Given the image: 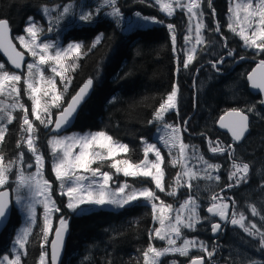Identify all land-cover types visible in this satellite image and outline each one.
Instances as JSON below:
<instances>
[{"label": "snow or ice", "instance_id": "6c2138e0", "mask_svg": "<svg viewBox=\"0 0 264 264\" xmlns=\"http://www.w3.org/2000/svg\"><path fill=\"white\" fill-rule=\"evenodd\" d=\"M141 3H148L152 7L159 5V10L171 18L174 11L179 9L184 11L188 16V34L184 36V47L182 49L177 46L176 25L173 23H166L164 20L155 17L145 16L139 11L135 13L139 20L145 23L165 25L169 31L173 54L177 56L179 65L178 53L182 51L185 58L183 59V68L189 69L193 60L196 59L197 48L195 46L188 47L192 42V21L196 20L195 25V44L205 45L209 42L204 39L202 30L207 27L204 23L205 13L202 9V0H155V4H151L150 0H140ZM209 6L210 0H208ZM85 7H89L85 5ZM105 9H109L105 11ZM104 12L106 17L112 18L117 25L121 23L123 14L118 6V0H99L98 6L95 9V14L92 11H81L78 14V20L87 24L95 23V17L100 12ZM42 12L49 21L47 31L52 32L70 15L75 16L73 12V5L66 4L62 6L49 8L44 6ZM56 13L55 16L52 14ZM228 24L227 27L235 35H238L244 42L245 49H254L253 59L256 57L264 56V0H230L228 8ZM241 13L243 15L241 16ZM213 20L216 18L215 9L211 12ZM239 26V31H237ZM131 27V23L129 24ZM44 29L38 25L33 17L28 18V22L24 28L26 35H19L16 40L20 48L24 52L17 50L16 45L10 38V24L7 19L0 18V52H2L7 61L15 69H22L25 67V54L32 57V62L26 63V73L16 74L6 70V65L0 63V95L5 96L10 103L5 104L0 101V121L6 118L7 123H12L14 117L12 112L17 109H23L25 114L22 118L21 128L26 131L28 137L26 146L28 151L34 158V163H27L28 169L35 167V171L25 174L23 170H18L16 180L14 181L15 187L12 189L5 188L9 184V173L12 171L14 165L25 166L24 152L19 153L18 159L14 161L5 162L3 154H0V224L6 226V221L9 218V213L15 206L18 211H22L25 224L17 232L13 242L11 253L4 254L0 257V264H22L24 255H27L26 244L29 243V238L32 235V226L36 223V207L40 205L43 207V237L40 242V255L37 264H60V257L63 252V247L66 241L67 234L70 228V218L62 214V208L54 199V191L52 183L44 176V158L36 147V138L33 135L36 131L32 121L28 116V110L20 103V88L18 85L23 79L25 86L24 92L29 95L32 100L31 116L40 122L44 128L51 127L50 131L57 133L52 136L48 143L53 156L52 171L55 174L56 181L59 182V194L67 197V203L64 205L73 215L82 216L93 207L115 206L124 208L125 206H132L133 202L143 200L145 203L150 204L153 214V223L158 222L160 227L148 229L149 245L143 251V264H162L161 258L169 254H179L180 256L189 257L190 264H215L214 256L216 255L215 241H213V248L209 250L208 244L198 238H184L182 229L189 231H197V225L202 220L208 217H201L198 209L200 207L197 199L192 195L182 202L178 209H173L170 204H165L163 200L156 195V191L148 187L134 188L127 183H122L119 187L113 189L110 187V182H113V176L108 172H102L100 168H92L91 165L96 163L97 160L103 161L111 158L117 152H128V146L115 141L106 132L87 133L84 135L71 134L59 135V133L67 129L75 119L80 106L86 101L93 86V80L89 78L72 96L71 100L64 106V95L68 92L72 82L71 76H66L65 72L75 71L78 67V61L84 56L88 55L98 44L102 42V35L99 34L94 40L91 47L85 52L82 51V45L79 42H69L66 47L61 46L55 42H41L39 37ZM209 31L221 32L219 22L217 21L215 29ZM221 39L226 38L221 35ZM223 47H228L227 43ZM73 53L75 54L73 56ZM234 52L229 51L227 56H233ZM240 59H245L241 56ZM71 60V63H63V61ZM213 69L219 71L217 65L224 63V56L212 62ZM48 66V69L55 75L60 76V84L63 85V91H59L57 84L53 77H46L42 66ZM179 66L177 67V74ZM249 86L259 93L264 94V58H260L256 67L247 74ZM41 82H44L47 87L42 88ZM7 83V87H5ZM178 92L179 87L177 83H173L172 90L167 94L166 99H162L159 107L153 112V119L149 120V124L156 123L159 128L163 129L164 135L159 137L164 147L169 150L171 154L172 149L179 148V154L172 158L173 166L177 164H184L183 171L178 173L179 186L188 187L191 192L193 188L192 181L197 179H204L209 181L219 182L221 177L213 175V172H219L221 165L219 163H212L205 159L203 155L192 156L187 154V149L190 145L183 142L181 133L187 131L188 120L183 123L185 127L179 124H169L165 120V116L170 111H175L179 114L178 106ZM37 93H42V97L38 98ZM47 97L41 103V99ZM113 96L110 103L116 101ZM260 104L264 105V99H261ZM52 108L58 110V114L53 118ZM254 108L249 107L248 112H253ZM218 126L221 129H227L231 134L233 143L224 145L220 141L213 144L209 141L210 151L213 154L227 155L229 159H233L231 165L234 171H230L228 183L225 187L232 188L240 185L241 182H247L249 172L248 163H237L234 160L235 150L234 144L240 141L249 127V116L243 109L231 108L224 112L219 117ZM6 125L0 126V143L5 139ZM101 140L108 142L107 145L101 143ZM144 143V157L145 159L140 164L133 165L128 160L116 162L109 167L115 168L117 174L123 172L125 177L128 176H142L151 177L155 184V189L160 192H165L163 184L164 171L161 168L163 157L161 149L156 143H148L142 138ZM93 146L98 148H107L105 155L100 151H92ZM16 147H21L20 142H17ZM194 147V146H191ZM79 148V152L74 150ZM149 153L154 154L155 160H149ZM196 159L202 165L197 168L195 166L189 167L186 161L189 159ZM120 163L126 165L121 168L118 166ZM137 169V170H132ZM155 171H152V170ZM83 173H90L84 175ZM186 176L187 180H179L180 177ZM223 191V189H222ZM10 192L15 194L14 203L10 200ZM166 195L175 196V191H167ZM211 204L207 207V212L211 217H219V221L227 224L230 220L231 225L239 226L247 236L259 238V248L264 249V230L258 227L255 222L247 221L243 213L237 214L234 212L229 217V203L233 205L235 201L232 197H221L219 193H213L210 197ZM159 200V204L157 201ZM159 211L160 215L157 216ZM175 212V215H171ZM252 216H257L258 211L255 206L251 207ZM59 214V215H57ZM264 219V217H262ZM215 220H210L211 232L214 237L224 230L222 223ZM52 236L50 241L51 254L45 248L49 243V237ZM157 238L166 242L163 248L153 246V238ZM182 239V243L177 245V241ZM253 247L255 245H252ZM197 249L199 252L204 253L208 258L205 261L204 256H190V250ZM23 253V255H22ZM170 264H177L172 260Z\"/></svg>", "mask_w": 264, "mask_h": 264}, {"label": "trees", "instance_id": "16d2710c", "mask_svg": "<svg viewBox=\"0 0 264 264\" xmlns=\"http://www.w3.org/2000/svg\"><path fill=\"white\" fill-rule=\"evenodd\" d=\"M74 1L76 0H0V18L7 19L13 37L21 34V29L30 16L37 21L42 20L39 13L42 7L63 5ZM150 3L154 4L151 0ZM210 4L211 6L208 0L204 4L207 26L212 20L213 9L216 12V20L219 22L225 13L224 0H210ZM118 6L123 16L139 11L145 16L164 20L165 24H175L177 46L182 49L184 29L182 15L177 14L176 19L175 17L166 19L159 13L157 7L141 3L140 0H118ZM95 20L96 22L90 25L73 26L67 29L61 37L62 43H81V50L86 52L91 47L92 39L96 35L103 34L102 42L78 61L79 67L72 73V82L64 97V103L84 80L91 78L93 86L89 99L79 110L70 131L106 132L115 141L128 146V152L120 158L136 165L143 154L142 138L149 142L155 128V125L149 124L148 121L153 119V112L159 107L161 100L166 99L167 94L171 92L173 83H177L179 87V114L171 112L165 117L176 120L181 127L185 120L189 121L188 130L182 133L184 143L189 141L190 136L187 134L192 132L195 138L203 137L212 142L220 141L225 145L228 143V138L215 130L216 119L231 108L243 109L245 112L249 107H253L261 111L263 119L254 120L249 116L247 136L241 143L234 145V160L237 163L249 164L247 182H241L240 187L226 188L228 175H223L216 183L213 192L220 191L222 195H229L239 205L249 200L262 199L264 196V110L259 106L258 97L247 91L243 75L247 73L252 60H259L264 56L253 59L252 54L240 51L239 47L230 40L234 58L241 62L243 59L240 57H245L242 63L244 67L242 77H240L241 92L239 91L234 101L229 103L224 93L212 89L208 97L202 101L203 98L198 95L195 86L206 84L208 75L204 74L202 78L200 73L194 80L193 75L195 68L203 65L199 60L204 62L210 58L209 54L200 55L201 49L207 44L198 48L196 59L193 60L189 69L185 70L182 67V52L178 53V65L177 56L173 54L170 34L165 25L157 24L135 29L122 35L109 19L98 17ZM0 63H3L1 59ZM199 69L203 71L205 67ZM6 70L11 72L7 66ZM192 81L194 88H192ZM230 85H233V82L227 84V86ZM20 86L24 87L21 83ZM113 96L117 99L110 103ZM57 112H52L53 117ZM16 125V121H13L6 128L5 139L0 143V154H3L4 161H9L18 152L23 151L25 164L31 163L29 152L22 146L19 149L16 147L18 141ZM47 137L48 130H45L42 133V139H36V143L38 140L37 148L44 160L48 159L45 145ZM163 156L161 168L164 171L163 182L166 185L170 182L172 169L166 155ZM221 158L225 159L226 156L221 155ZM93 168L108 171L105 163L96 164ZM43 172L45 178L52 183L55 189L47 165ZM127 180L131 182L129 178ZM143 182L151 187L147 181ZM9 186L10 184L5 185L7 189ZM53 195L62 208V214L70 218V228L60 264H143L142 253L149 245L148 229L150 226L152 228L151 212L147 205L133 204L116 211L97 209L88 211L82 216H75L66 210L63 198L58 196L56 191ZM243 208H246L245 204ZM236 209L240 208L236 207ZM38 212L37 216H39ZM17 220L12 209L8 223L0 234V256L5 254L9 248L13 231L18 225ZM32 228V235L29 243L26 244L27 255H24L22 264H37L38 262L41 251L42 223L37 220V217ZM240 230L238 228L235 233ZM202 236L207 238L205 235ZM153 246L158 247L155 244ZM219 255L215 256V264H227ZM181 260L182 264H185L189 258H181Z\"/></svg>", "mask_w": 264, "mask_h": 264}, {"label": "rangeland", "instance_id": "374dc122", "mask_svg": "<svg viewBox=\"0 0 264 264\" xmlns=\"http://www.w3.org/2000/svg\"><path fill=\"white\" fill-rule=\"evenodd\" d=\"M151 1L155 4V0H151ZM205 1L206 0H202L203 11H204ZM165 2H166V0H165ZM224 2H225V13L222 16V20L220 22L218 21L220 28H221V32L216 33L215 31H211V32L209 31V29H213V30L215 29L216 23H217L216 18H215V20H213V18H212L209 26H207L205 29L202 30L204 39H206L209 43L201 49L200 55L209 54L208 56L211 59L208 58L204 62H202V60H199L200 63L203 65H207V64L210 65V61L215 62L220 58L221 55L224 56V63L218 65L219 71L217 72V75L212 70V67H210V66L199 67V68L205 67V69L203 71H200L199 68H197V69L195 68V70H194L193 80L200 73H201L200 75H202L201 76L202 78H203L204 74L208 75V80H207L206 84L202 83V85L197 84L195 86V88H197L198 95H201L203 98L202 101L205 100L204 98L208 97V95H209V93H211L210 91L212 89H216V90L220 91L221 93H224L223 95L228 99L229 103L234 101V98L238 94L239 91L241 92V90H240V88H241L240 77H242V71L244 68L242 66V63L244 61H241L238 63L237 61H239V59L237 60L236 58H234V56H231V57L227 56V52L233 51V49L231 48L232 44L230 43V40L232 41V43L234 45H237L239 47L240 51H245L248 54H252V55H254V52H255L254 49H245L243 47L244 42L240 39V37L238 35H235L232 31H230L228 29V27H227L228 16H229L228 8H229L230 0H224ZM98 3H99V0H76L74 2H69V3L63 4V5L72 4L73 5V12L76 15L75 16L70 15L69 17H67L52 32L47 31L48 26H49V21H48L47 17L44 16V14L42 12V8H43L42 7L40 9V12H39L42 20H40V21L35 20L38 23V25L44 29L43 33L39 37L40 41L41 42L52 41V42H55L61 46L66 47L69 42L62 43L61 37H62L63 33L67 29H69L73 26L90 25V24H87L85 22H80L78 20V14L81 11H85V12L92 11L95 14V9L98 6ZM85 5H88L89 7H85ZM57 6H62V5H53V6H47V7L52 8V7H57ZM156 7H157L159 13L166 19H171L174 17H175L174 19H176L177 14L182 15L183 23H184L183 38H182V48H183L185 46L184 45V36L186 34H188V25H189L188 16L185 14L184 11H180L179 9H176L174 11V15L171 18H169L166 16L165 13H163L159 10V5H157ZM107 10H109V9H105V11H107ZM135 13L136 12H134L133 14H131L129 16H123V19L121 20V23L119 25H117L112 18L106 17L104 15L103 11L100 12L98 14V16L95 17V19L98 17L109 19L110 21H112L114 26L117 28L118 32L121 33L122 35L129 33L131 30L143 29V28H147V27L157 25V24H152V23H145L144 21L139 20L136 17ZM52 15L55 16L56 13H53ZM242 15H243V13H241V16ZM27 22H28V19L26 20V22L24 23V26L21 29V34H23V35H26V33H24V28H25ZM130 23H131V27H129ZM204 23H206L205 16H204ZM195 25H196V20H193L192 21V32H191L192 42H191V44L188 45V47L195 46L198 50V48L201 45L195 44V35H196ZM237 31H239V26H237ZM21 34H17L15 36H13L12 39H13L14 43L17 45V47H19V49L24 52V49L20 48L19 43L16 40V37L21 35ZM221 35H223L226 38V40L221 39ZM96 37H97V35L92 39L91 45L94 43V40ZM225 43H227L228 47H223V45ZM74 55L75 54L73 53V56ZM26 56H27V63L32 62V57L28 56L27 54H26ZM182 57H183V59L185 58L183 52H182ZM63 63H71V60L63 61ZM42 67H43L45 76L46 77H53L55 83L57 84L58 90L63 91V85L60 84V76H57L53 72H51L48 69L47 65L42 66ZM26 71L27 70H26V65H25L22 74L26 73ZM72 73H73V71H67V72H65V75L72 77ZM243 78H244V75H243ZM231 82H233V85L227 86V84L231 83ZM20 83L23 84V79L21 80ZM23 86H24V84H23ZM40 86L42 88L47 87V85L44 82H41ZM5 87H7V83H6ZM18 87L20 88L19 101L28 110L29 119H30V121H32L34 127L36 128V131L33 135L38 140L42 139V133L45 130H48V128L47 129L44 128V126L41 125L38 120H35L31 116L32 100L29 99V95L25 94V92H24L25 86L21 87L19 84ZM192 88H194L193 87V81H192ZM199 90L201 93L199 92ZM66 94L67 93H65L64 97L66 96ZM37 97L38 98L42 97V93H37ZM45 100H48V98L43 97L41 99V103H43ZM63 100H64V98H63ZM0 101H4L5 104L11 102L10 100H7L5 98V96H2V95H0ZM200 110L202 111V107H200ZM51 111L57 112L58 110L55 108H52ZM171 112L176 114L175 111H170L169 113H171ZM245 113L248 116L253 117L254 120H262L263 119V115H262L261 111L255 109V108H254L253 112H248V109H247L245 111ZM24 114H25V112L23 109H17V110L12 112V115L14 117L13 121H16V123H17V125H16V132L18 134V141L17 142H20L23 149L28 151L27 146H26V140L28 137V133L26 131L27 126L25 125L24 129L21 128L22 118H23ZM165 120L169 124H173V125L178 124V122L172 118H166L165 117ZM153 124L155 125V128H154L151 140L148 143H156L157 146L161 149L162 157H164L163 155H166L167 160L169 161V164L171 165L172 172H171L170 182H168L166 185L164 184L163 181L162 182H163L164 187H165V192L175 191L176 192L175 196L166 195L165 192H160L158 189H155V184L151 180V177H142V176L125 177L123 175V172L117 174L115 171V168L109 167V165H111L113 163L124 161V159H122L120 157L123 156L125 152H117L111 158L103 160L102 162L97 160V162L93 163L91 165V167L93 168V166L96 164L105 163L106 167L108 168V171L103 170L102 172H108L113 176V182H110L111 188L115 189V188L119 187V185L122 183H127L134 188L148 187L150 189L155 190L156 195L160 198V200H163L165 204L172 205L173 209H178L180 204L182 202H184L188 198L189 195H192L194 198L197 199V202L200 205L198 211H199L201 217H208V219L202 220L201 223L197 225L198 230L195 232L189 231L188 229H182V231L184 233V238H189V239L198 238L200 240H203L208 244L209 250H211L214 245H213V242L211 241V239L209 238V233L211 231V224L209 221L210 220L219 221V219L206 216L204 214V210L208 206H210V204H211L210 197L213 193H219L221 197H224V196L231 197V196L225 195V194L222 195L220 191L219 192H217V191L213 192V189H214L217 181H209V180H204V179L193 180L192 181L193 188H192L191 192L189 191L188 187L179 186L177 174L181 173L183 171L184 164H177L176 166H173V164H172V158L179 154V148L177 146V148L172 149V152L170 154L169 150L164 147L163 143L159 139V137L161 135H164L163 129L159 128V126L156 123H153ZM5 125H6V128L9 125L7 123L6 118L4 120L0 121V126H5ZM214 125H215V123H214ZM183 127H185L184 124H183ZM87 133H96V132L70 131V132L63 133L61 135H71V134L84 135ZM182 133H181V136H182ZM247 134H248V132H247ZM247 134L243 137V139L247 136ZM187 135H189L191 138V139L189 138V141L185 143V144L190 145L189 149H187V154L189 156H192L193 153H195L196 155H203L205 159L209 160V162L219 163L221 165L220 170L218 172V175L220 177L223 175H229L230 171H234V169H232V167H231V165L233 163V159L227 158L226 154H225L226 158L222 159L221 155L219 153L213 154L210 151L209 141H211V140H208L207 138H203V137L201 139L195 138L194 134L192 132H189ZM51 137L52 136H49L45 140L46 151L48 153V159L44 160V169H45V165H47L49 175L55 184V191H56L58 196L63 198L64 205H65L67 203V197L59 194V182L56 181L55 174L52 171L53 156H52L51 149H50V146L48 143V141ZM38 140H37V143H38ZM215 142L216 141H213L212 143L215 144ZM37 143H36V147H37ZM101 143L107 145L108 142L101 140ZM230 143H232V142L228 139V143H225V145L230 144ZM141 146H142V150H143L144 146H145L143 142H142ZM191 146H194V147H191ZM91 150L103 152L105 155L107 154V148L106 147L101 149V148H98L96 146H93V148ZM74 151L79 152V148H76ZM263 152H264V146H263ZM28 155H30L29 156L30 162L34 163V158L32 157V154L29 152ZM18 156H19V152L17 153V155L12 160H9V161L17 160ZM144 159H145V157H144V151H143L142 158H141L140 162L143 161ZM148 159L154 161L155 160L154 154L149 153ZM228 160L231 162H227ZM9 161H5V162L7 163ZM140 162L137 164H140ZM186 163L188 164L189 167L195 166V167L199 168L202 166L200 164V162L194 158L189 159L188 161H186ZM118 166H120L121 168L126 167V165H124L123 163H120ZM44 169H43V171H44ZM18 170H23L25 172V174H28V173L34 172L35 167L33 166L32 170H31V169H28L26 167V164L22 169H21V166L14 165L12 168V171L9 173V178H10L9 189H12L15 187L14 181L16 180V174H17ZM132 170H137V169H132ZM152 171H155V170L153 169ZM83 174L84 175H90V173H83ZM212 174L217 175V172H213ZM128 178L131 179V182H128V180H127ZM164 178H165V175L163 177V180H164ZM179 180H187V177L182 176L179 178ZM143 181H147L149 183V185H151V187H149ZM226 183L228 184V183H232V182L229 180H226ZM238 186L240 187V185H238ZM5 188H7V187H5ZM11 201L13 203L15 201V194L12 192H11ZM226 202L229 203V212H228V214L230 213L229 217H231L234 212L237 214V218H238L239 213H243L246 217V222L247 221L255 222L258 227H261V229L264 230V219H262V217H264V196L262 197V199H259V200L253 199V200H249V201L244 202L243 204L246 205V208H243V204L242 205L237 204L236 201H235L234 205L230 201H226ZM133 204L147 205L150 209V212H151L152 228L160 227L158 222L153 223V214H152V208H151L150 204L145 203L143 200H140L138 202H133ZM157 204H159V200L157 201ZM252 206H255L257 208V211H258L257 216H252V213H251V207ZM126 207H128V206H125L124 208H126ZM236 207H238L240 209H236ZM12 209L14 211V215L18 219L17 220L18 225L16 226L15 230L13 231L11 241L9 243V248L5 254L11 253V248H12L13 242L15 240V237L17 235V232L25 224L24 216L22 215V211H18L15 206ZM97 209H106V210L116 211V210H121L123 208H118L115 206H103V207H93L91 210H97ZM66 210L68 212H70L67 208H66ZM91 210H89V211H91ZM36 212L39 213V216H37V220H40L42 223V226H43V219H42L43 207L40 205H37ZM159 215H160V213L158 211L157 216H159ZM171 215L174 216L175 212H172ZM219 222L222 223L224 230L222 231L223 232L222 241L219 240L217 243H215L216 255L220 254L219 257L223 258L227 264H264V249L259 248V238L258 237L253 239V237L247 236L246 233H244V231L239 226L231 225L230 220L227 224H225L223 221H219ZM150 228H151V226H150ZM238 228H240L241 230L239 232L235 233L236 231H238ZM41 234H42V236H41V239H42L43 233H41ZM202 235H205L207 238H204V236H202ZM255 242L258 244L255 245L254 244ZM181 243H182V239L177 241V245H180ZM153 244L158 246L157 248H163L166 246L165 241H161L155 237L153 238ZM252 245H255V246L253 247ZM3 255H1L0 257H2ZM22 255H23V253H22ZM189 255L190 256H204L205 261L208 260V258L204 255V253L199 252L197 249H191ZM215 256L213 259H215ZM181 258L184 259V258H189V257L180 256L179 254H169V255L162 257L161 260H162V264H170V262L172 260H175L177 262V264H179L180 262L182 264ZM187 263H185V264H187Z\"/></svg>", "mask_w": 264, "mask_h": 264}, {"label": "water", "instance_id": "95a60500", "mask_svg": "<svg viewBox=\"0 0 264 264\" xmlns=\"http://www.w3.org/2000/svg\"><path fill=\"white\" fill-rule=\"evenodd\" d=\"M10 38L12 39V35H11V32H10ZM17 50H19L18 48H17ZM20 51V50H19ZM0 59H1V61L10 69V70H12L13 72H20L22 69H15V68H13L12 66H11V64L7 61V58L5 57V55L2 53V52H0ZM252 62H253V65L251 66V68L247 71V73H246V75H245V77H244V80H245V84H246V88H247V91L250 93V94H252V95H255V96H257L258 97V99H259V101L261 100V99H264V94H261V93H259V90L258 89H256V90H254V89H252L250 86H249V82H248V79H247V74L249 73V72H251L252 71V69L253 68H255L256 67V64L258 63V59H255V60H252ZM25 63H26V55H25ZM88 79H86V80H84L78 87H77V89L75 90V92L71 95V97L66 101V103L64 104V106H67V103L71 100V98H72V96H74L75 94H76V92L79 90V88L87 81ZM91 91H92V88H91ZM91 91H90V94H91ZM90 94L88 95V97H87V99H86V101L89 99V97H90ZM85 101V102H86ZM85 102L82 104V106L85 104ZM82 106H80V108H79V110L81 109V107ZM259 106L262 108V109H264V105H262V104H260V102H259ZM79 110H78V112H79ZM56 114H58V112L56 113ZM55 114V115H56ZM78 114V113H77ZM224 114V112L221 114V115H223ZM220 115V116H221ZM77 116V115H76ZM219 116V117H220ZM55 117V116H54ZM53 117V118H54ZM219 117L216 119V121H215V125H214V127H215V130L217 131V132H219V133H223V134H225L226 136H227V138L233 143V141H232V137H231V134L227 131V129H221L219 126H218V120H219ZM75 119H76V117H75ZM75 119L72 121V123H71V125H69L68 126V128L67 129H64V130H62L60 133H59V135H61V134H63V133H66V132H68V131H70V129L73 127V125H74V122H75ZM51 127H53V125H50V127H49V130H48V135H52V136H55V135H57V133H53V132H51L50 131V129H51ZM248 132V131H247ZM247 132L245 133V135L247 134ZM244 135V136H245ZM243 139V138H242ZM242 139L240 140V141H238V142H236L235 144L237 145V144H239L241 141H242ZM2 190V189H1ZM11 195V194H10ZM10 200H11V196H10ZM11 213V212H10ZM10 213H9V217H10ZM205 214L206 215H208V216H210V214L207 212V208L205 209ZM211 217V216H210ZM218 219H219V217H217ZM8 220H9V218H8ZM8 220L5 222L6 223V225H7V223H8ZM6 226L4 225V224H0V234H1V232L4 230V228H5ZM219 234V233H218ZM210 237L211 238H215L214 236H213V234H212V232L210 231ZM51 239H52V236L50 237V239H49V243L47 244V251H48V253H49V259H50V254H51V247H50V241H51ZM63 252H64V247H63ZM63 252H62V255H61V257H60V262H61V259H62V256H63ZM187 264H190V262H188Z\"/></svg>", "mask_w": 264, "mask_h": 264}, {"label": "flooded vegetation", "instance_id": "af4514ba", "mask_svg": "<svg viewBox=\"0 0 264 264\" xmlns=\"http://www.w3.org/2000/svg\"><path fill=\"white\" fill-rule=\"evenodd\" d=\"M226 52H227V51H226ZM227 53H228V52H227ZM225 59H226V58H225ZM237 60H238V59H237ZM213 61H214V60H213ZM242 61H244V59H243ZM237 62H238V61H237ZM237 62H236V63H237ZM251 63H252V62H251ZM201 66H205V67H206V66H210V67H212V63H210V65L207 64V65H201ZM217 67H219V66L217 65ZM250 68H251V66L249 67V69H250ZM249 69H248V70H249ZM212 70H213V71L216 73V75H217V72H218V71H217L216 69H213V67H212ZM218 74H219V73H218ZM229 214H230V213H229ZM229 214H228V215H229ZM213 218H216V217H213ZM209 236H210V233H209ZM222 239H223V235L221 236V234H220V235L218 236L217 241H216L215 243H217L219 240L222 241ZM211 241L213 242V240H211Z\"/></svg>", "mask_w": 264, "mask_h": 264}]
</instances>
